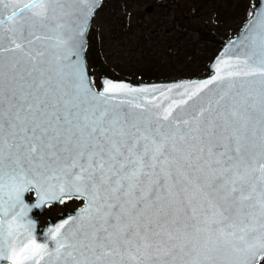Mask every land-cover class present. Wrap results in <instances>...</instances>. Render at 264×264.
Segmentation results:
<instances>
[{"label":"snow or ice","instance_id":"6c2138e0","mask_svg":"<svg viewBox=\"0 0 264 264\" xmlns=\"http://www.w3.org/2000/svg\"><path fill=\"white\" fill-rule=\"evenodd\" d=\"M102 5L0 0V262L264 264V0L212 77L97 90Z\"/></svg>","mask_w":264,"mask_h":264},{"label":"rangeland","instance_id":"374dc122","mask_svg":"<svg viewBox=\"0 0 264 264\" xmlns=\"http://www.w3.org/2000/svg\"><path fill=\"white\" fill-rule=\"evenodd\" d=\"M255 1L103 0L86 49L92 81L98 87L101 74L133 82L205 75ZM146 68L154 74L143 76Z\"/></svg>","mask_w":264,"mask_h":264},{"label":"water","instance_id":"95a60500","mask_svg":"<svg viewBox=\"0 0 264 264\" xmlns=\"http://www.w3.org/2000/svg\"><path fill=\"white\" fill-rule=\"evenodd\" d=\"M257 0L254 2L256 3ZM253 3V4H254ZM252 4V5H253ZM252 7V6H251ZM150 8V7H149ZM148 8V9H149ZM249 16L246 18V20L244 21V23L242 24L240 30L238 33L230 36L229 38H227L221 45L220 47L218 48V50L216 51V53L214 54V56L212 57V59L208 62V68L211 70V73L208 74V75H204V76H194V77H183V78H177V79H172V80H153V81H140V82H133L131 80H128V79H124V78H115V77H112L110 75H107V74H101L100 77H99V83H100V88H101V85L103 83V81L105 79H108V80H112V81H117V82H125V83H128L129 85H132V86H150V85H157V86H167V85H171L173 83H191V82H199V81H202V80H205V79H208L210 77H212L213 75L216 74V68H217V65L220 61L221 58L224 57V52L226 51V45H228L229 41H237L238 40V37H240L242 35V33H244L245 31V28H246V24L247 22L249 21ZM87 62V60H86ZM95 86V85H94ZM96 87V86H95ZM97 90H100L96 87ZM171 95H175V93H172ZM27 199V198H26ZM32 199H29V203L32 202ZM82 206V205H81ZM81 206H79L78 208H80ZM77 208V209H78ZM76 209V210H77ZM35 208L33 209V211H31L29 213V217H31L30 219L34 220V221H37L36 220V216H35ZM76 210L74 212H68L67 214H65L64 216H69L71 214H74L76 212ZM62 216V218L64 217ZM62 218L56 220V221H50L49 223L45 224V225H40V226H37V229H36V234L38 236V240L39 241H45L46 240V237H47V232H46V227L48 225H53L55 224L57 221L61 220ZM0 264H5L4 262H0Z\"/></svg>","mask_w":264,"mask_h":264},{"label":"flooded vegetation","instance_id":"af4514ba","mask_svg":"<svg viewBox=\"0 0 264 264\" xmlns=\"http://www.w3.org/2000/svg\"><path fill=\"white\" fill-rule=\"evenodd\" d=\"M26 198H27L26 200L28 201L29 199L33 198V194L29 193L28 196H26ZM81 204H82L81 201L72 199V200H67L64 204L53 203L51 205L44 206L40 210L36 209L35 216L37 220L36 222H38L37 226L45 225L50 221H56L62 218V216H64L68 212L74 211Z\"/></svg>","mask_w":264,"mask_h":264},{"label":"trees","instance_id":"16d2710c","mask_svg":"<svg viewBox=\"0 0 264 264\" xmlns=\"http://www.w3.org/2000/svg\"><path fill=\"white\" fill-rule=\"evenodd\" d=\"M89 41H90V38H89ZM88 60V59H87ZM149 68H146V70H144L143 72H141V74L143 75V76H146V75H153L154 74V72L152 71V70H148ZM146 74V75H145ZM148 77V76H147Z\"/></svg>","mask_w":264,"mask_h":264}]
</instances>
